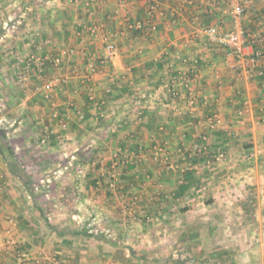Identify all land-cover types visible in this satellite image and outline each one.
Returning a JSON list of instances; mask_svg holds the SVG:
<instances>
[{
  "label": "crops",
  "instance_id": "1",
  "mask_svg": "<svg viewBox=\"0 0 264 264\" xmlns=\"http://www.w3.org/2000/svg\"><path fill=\"white\" fill-rule=\"evenodd\" d=\"M231 1L0 0V104L66 166L96 154L32 195L21 170L50 162L0 147V264H264V64L197 34ZM237 1L264 54V0Z\"/></svg>",
  "mask_w": 264,
  "mask_h": 264
},
{
  "label": "rangeland",
  "instance_id": "2",
  "mask_svg": "<svg viewBox=\"0 0 264 264\" xmlns=\"http://www.w3.org/2000/svg\"><path fill=\"white\" fill-rule=\"evenodd\" d=\"M19 120H20V118H19ZM15 121H16V123H13L12 118H11V114H10V107H8V106L3 107L0 104V147H2L3 156L6 159H9V161H11V163H12V161H13V160H11L12 158L19 157L22 155V151L19 150L17 152L14 150L16 148V146L20 142L29 141V144H30L29 149L30 150L33 149L32 154L35 155L36 159H41V160L43 159V160H47L50 162V166L45 167V168L40 167L39 171H36L37 170L36 166H29L28 167L26 163L24 164L27 166V168L25 170H21V175L23 177H25V179L22 177L21 178L23 180V183L26 186H28L30 194H32V195H34V194L35 195H42L45 193H49L50 191H53L54 193H61L63 191L62 190L63 187H67L66 186L67 184L65 185V183L63 181L64 177H62V176H65L64 174H66L68 171H71V173H76V169H77V166L75 164L76 162H81L83 160H84V162L85 161L88 162L91 159H96V157H95L96 154L93 152L94 150H91L92 148L89 149L86 146H84V147L80 148L79 151L77 152L79 160L76 161L75 159L74 160L70 159L71 160L70 162H72V161L73 162L71 163V165L67 164L68 166H66L65 162L67 160H69V158H71V155H73V156L75 155L74 153L67 154V155L65 154V153H69L70 149H67V150L61 149V145L53 146V144H48L46 141H44L42 143L41 142L42 139H40V137L37 136L39 134L36 135V132H34V129L36 131V127H33V129L29 132H24L26 130V127L24 126L25 122L24 121L20 122V121H18V119H16ZM16 127L20 128L19 129L20 132H14V129ZM29 127H31V126H29ZM21 133H23V134L21 135ZM18 134H20V135H18ZM4 144H5V146H7L9 148L6 149L4 147V149H3ZM26 151H29V150H26ZM44 151H48V152H46V154H45ZM99 165L94 166V168L95 167L100 168L101 166H99ZM13 167L15 168L16 166H13ZM65 167H67V169H64ZM91 167H93V166H91ZM104 168H106L105 171L108 170L106 165L104 166ZM18 170H20V169H18ZM32 170H35L36 172L35 171L33 172ZM28 171H30V176L27 175ZM105 171H104V173L106 174ZM46 180H49V182H46ZM108 182H109L108 180L106 182L103 181L102 184L100 182L99 183L100 187H102V189H116L118 187L119 182H116L114 180V187H112V188L109 187ZM99 184H96V186H98ZM91 186H93V185H91ZM94 188H95V186H94ZM51 199H53V195H52ZM54 200L55 201H53V202L56 203V201H57L56 197ZM87 224L90 225L89 221L87 222ZM88 228L90 230H93L92 226H90Z\"/></svg>",
  "mask_w": 264,
  "mask_h": 264
},
{
  "label": "built area",
  "instance_id": "3",
  "mask_svg": "<svg viewBox=\"0 0 264 264\" xmlns=\"http://www.w3.org/2000/svg\"><path fill=\"white\" fill-rule=\"evenodd\" d=\"M150 12L155 10V5L149 7ZM229 15L232 19V27L226 32H221L219 29L207 27L200 29L197 34H204L208 41L216 43L223 49H227L235 59L236 65L244 71H250L264 64V54L262 50L253 48V38L250 33L245 30L242 19L244 16V6L237 0H232L229 8ZM117 55V49L114 44L104 41V64L109 67L113 59ZM37 61V59H33ZM38 62V61H37ZM41 63H38V65ZM93 74L94 69H90ZM57 82H65L64 79L58 78ZM93 96H91L92 98ZM61 127L65 128L63 124ZM44 142L43 140L41 141ZM222 158V155L219 156ZM110 188L114 187V179L111 178L108 182Z\"/></svg>",
  "mask_w": 264,
  "mask_h": 264
}]
</instances>
